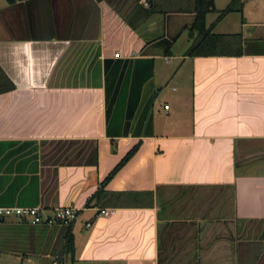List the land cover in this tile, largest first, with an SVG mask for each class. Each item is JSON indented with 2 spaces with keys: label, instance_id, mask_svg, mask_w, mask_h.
I'll use <instances>...</instances> for the list:
<instances>
[{
  "label": "crops",
  "instance_id": "0c3cea01",
  "mask_svg": "<svg viewBox=\"0 0 264 264\" xmlns=\"http://www.w3.org/2000/svg\"><path fill=\"white\" fill-rule=\"evenodd\" d=\"M187 1L0 0V206L78 208L6 218L0 264H264V0H213V55Z\"/></svg>",
  "mask_w": 264,
  "mask_h": 264
},
{
  "label": "trees",
  "instance_id": "16d2710c",
  "mask_svg": "<svg viewBox=\"0 0 264 264\" xmlns=\"http://www.w3.org/2000/svg\"><path fill=\"white\" fill-rule=\"evenodd\" d=\"M153 9L160 8L159 2L153 1L150 3ZM239 0H231L225 8L220 10L219 16L224 13L239 9ZM181 6H186L194 12V19L189 26V32L192 37L190 45L184 52V55H213V54H240V34L228 33L221 34L211 32L210 28L205 25L206 12L214 9L213 0H189L186 4L182 3ZM10 82L7 77L0 73V91L10 88ZM137 146L133 145L122 158L113 166V168L105 175L100 182L97 191L99 193L105 182L117 171V169L135 152ZM70 245V236L67 240V248Z\"/></svg>",
  "mask_w": 264,
  "mask_h": 264
},
{
  "label": "built area",
  "instance_id": "2783aa9c",
  "mask_svg": "<svg viewBox=\"0 0 264 264\" xmlns=\"http://www.w3.org/2000/svg\"><path fill=\"white\" fill-rule=\"evenodd\" d=\"M54 214L42 216L38 206H0V223L6 218L15 216L22 218L31 224L44 223L52 225L64 223L74 219L77 216L78 208L68 205L56 207ZM113 212L111 208H99L98 215H109ZM89 225V222H86ZM53 264H60L53 262Z\"/></svg>",
  "mask_w": 264,
  "mask_h": 264
},
{
  "label": "water",
  "instance_id": "95a60500",
  "mask_svg": "<svg viewBox=\"0 0 264 264\" xmlns=\"http://www.w3.org/2000/svg\"><path fill=\"white\" fill-rule=\"evenodd\" d=\"M21 148H22V146H16V147H10L8 149V152L5 156V158L10 165L14 164L19 159L21 152H22ZM30 149L33 150L32 148H30ZM30 149L27 151L28 153L31 152ZM22 154H23V152H22Z\"/></svg>",
  "mask_w": 264,
  "mask_h": 264
},
{
  "label": "rangeland",
  "instance_id": "374dc122",
  "mask_svg": "<svg viewBox=\"0 0 264 264\" xmlns=\"http://www.w3.org/2000/svg\"><path fill=\"white\" fill-rule=\"evenodd\" d=\"M187 36H188L187 30H183V32L181 33V36L178 38L177 43L175 44V47L176 46L183 47V45H185V42L187 41V38H188ZM170 87L167 88V90L169 91H166L168 94H170L169 92H172ZM54 212L55 210H52L51 215L54 214ZM41 214L42 216H44L46 215V212L45 211L43 212V210H41Z\"/></svg>",
  "mask_w": 264,
  "mask_h": 264
}]
</instances>
